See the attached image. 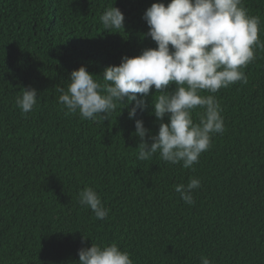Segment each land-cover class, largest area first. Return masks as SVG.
I'll return each mask as SVG.
<instances>
[{
  "label": "trees",
  "instance_id": "16d2710c",
  "mask_svg": "<svg viewBox=\"0 0 264 264\" xmlns=\"http://www.w3.org/2000/svg\"><path fill=\"white\" fill-rule=\"evenodd\" d=\"M155 2L169 0H0V264H78L92 243L117 244L133 264H201V256L264 264V49L242 69L246 85L200 92L219 103L225 130L191 169L159 153L139 160L125 104L93 121L66 115L58 102L56 87L66 90L80 66L103 83L106 67L156 47L142 18ZM111 5L125 30L100 21ZM243 6L260 18L264 41V0ZM29 86L37 104L22 114L16 98ZM145 99L137 118L155 135L159 122ZM201 112L193 110L195 123ZM190 178L201 181L193 205L175 192ZM85 187L109 210L105 219L80 205Z\"/></svg>",
  "mask_w": 264,
  "mask_h": 264
},
{
  "label": "clouds",
  "instance_id": "9594fccd",
  "mask_svg": "<svg viewBox=\"0 0 264 264\" xmlns=\"http://www.w3.org/2000/svg\"><path fill=\"white\" fill-rule=\"evenodd\" d=\"M142 18L148 25L144 35L156 47L146 48L138 56H124L118 66L106 67L101 75L103 83L80 66L70 73L66 90L56 87L58 102L67 109L66 115L78 112L81 119L93 121L98 117L109 120L117 102L125 104L129 119L135 123L134 135L140 138L139 160L159 153L163 161L182 163L183 168L191 169L211 147L212 135L225 130L219 103L213 95L200 92L216 93L237 82L248 83L242 69L256 59L257 49H264V41L259 39L261 21L248 14L243 0L155 2ZM100 21L105 29L125 30V16L113 5L104 10ZM149 96L151 114L159 122L155 135H150L143 120L137 118L138 112L147 109L145 98ZM37 97L35 88H22L16 98L22 114L33 110ZM197 108L202 109L199 123L192 118ZM199 187L201 181L190 178L186 185H176L175 192L186 204L193 205L192 193ZM79 203L91 209L97 219L108 216L109 210L92 187L79 193ZM78 255V264H133L130 254L115 243H92L81 248ZM200 261L212 264L206 256Z\"/></svg>",
  "mask_w": 264,
  "mask_h": 264
}]
</instances>
